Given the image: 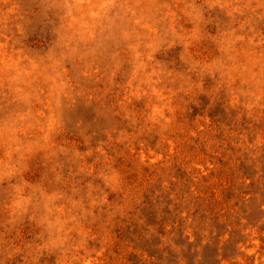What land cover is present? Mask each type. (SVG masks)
Instances as JSON below:
<instances>
[{"label": "rangeland", "instance_id": "obj_1", "mask_svg": "<svg viewBox=\"0 0 264 264\" xmlns=\"http://www.w3.org/2000/svg\"><path fill=\"white\" fill-rule=\"evenodd\" d=\"M0 264H264V0H0Z\"/></svg>", "mask_w": 264, "mask_h": 264}]
</instances>
